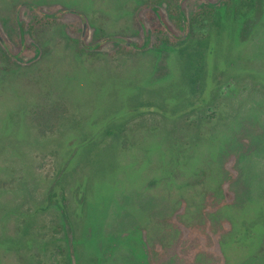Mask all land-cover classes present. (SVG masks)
<instances>
[{
    "label": "rangeland",
    "instance_id": "374dc122",
    "mask_svg": "<svg viewBox=\"0 0 264 264\" xmlns=\"http://www.w3.org/2000/svg\"><path fill=\"white\" fill-rule=\"evenodd\" d=\"M0 264H264V0H0Z\"/></svg>",
    "mask_w": 264,
    "mask_h": 264
},
{
    "label": "trees",
    "instance_id": "16d2710c",
    "mask_svg": "<svg viewBox=\"0 0 264 264\" xmlns=\"http://www.w3.org/2000/svg\"><path fill=\"white\" fill-rule=\"evenodd\" d=\"M209 5V8H205V6L201 7L200 9H198V12L202 13V14H210L211 15V11H212V8L214 9L215 8V5L214 4H208ZM154 31V30H152ZM163 33V31H161L160 29L157 30L156 34H158L159 36H161ZM164 39V37H163Z\"/></svg>",
    "mask_w": 264,
    "mask_h": 264
}]
</instances>
